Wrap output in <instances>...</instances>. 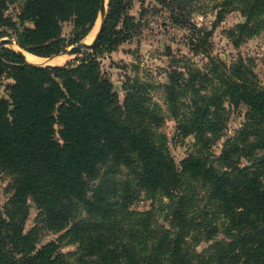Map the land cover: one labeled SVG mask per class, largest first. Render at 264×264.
Here are the masks:
<instances>
[{
  "label": "trees",
  "instance_id": "1",
  "mask_svg": "<svg viewBox=\"0 0 264 264\" xmlns=\"http://www.w3.org/2000/svg\"><path fill=\"white\" fill-rule=\"evenodd\" d=\"M130 1H109L101 41L79 63L38 66L13 48L0 49V170L13 176L12 198L0 213V264L203 263L205 257L189 244L202 227L192 212L197 188L204 189L214 209L200 219L207 223L209 239H215L212 264H264V89L249 78L253 71L243 61L205 93L196 86L201 74H191L185 83V73L173 71L167 99L177 119H188L181 127L197 142V153L178 164L159 132L164 118L147 85L134 82L121 104L98 59L130 37ZM101 4L0 0V38L10 29L24 51L59 56L89 36ZM232 5L245 13V31L264 29V0H226L218 22ZM13 6L19 7L15 16L9 13ZM66 23L74 26L69 40L63 35ZM5 79L13 80L7 97L1 92ZM186 91L194 100L181 115ZM226 98L234 107L246 105L248 112L216 157L212 146L224 137L229 120ZM143 193L169 200L170 228L157 226L152 210H133ZM30 201L39 216L25 232ZM220 219L226 238L216 240L213 223ZM43 225L65 232L39 248ZM61 238L78 249L64 253Z\"/></svg>",
  "mask_w": 264,
  "mask_h": 264
},
{
  "label": "rangeland",
  "instance_id": "2",
  "mask_svg": "<svg viewBox=\"0 0 264 264\" xmlns=\"http://www.w3.org/2000/svg\"><path fill=\"white\" fill-rule=\"evenodd\" d=\"M109 1L106 0L107 14ZM169 1V6H163L157 0L130 1L129 14L133 18L131 21L132 27L129 31L130 37L112 50L105 51L98 59L102 63L106 76L113 82L121 104H124L126 99V89L133 87L134 82H139L145 87L147 85L146 88L150 91L151 101L161 108L160 113L164 118L159 132L167 138L168 149L179 164L189 155L197 153V142L195 134L188 133L181 127L182 119L186 118L177 119L171 109V103L167 99L165 87L170 83V74L175 70L184 72V79L187 80H183L185 83L192 80L191 74H201L204 78L199 77L200 81L197 79L196 86L205 93L206 88H214L220 78L226 73H230L243 61L253 71L252 77L249 76V78L264 89V29L255 34L247 29L245 31L242 25L246 23L247 18L241 7L237 5H232L229 11L224 14L222 20L218 22L219 11L223 9V3L226 0ZM17 10H19V7L13 6L9 12L10 15L15 16ZM177 20H180V23H177ZM186 20H189L194 28L184 26ZM101 21L100 14L97 21L98 28L93 35L94 37H92L94 39L101 26ZM27 25L32 26L31 23H27ZM73 30L72 23L64 24V37L69 40L72 37ZM3 31V29H0V33ZM6 31L9 36L0 38V41L9 38L12 42L7 45L8 47L15 49L14 44H16L20 48L13 37L12 30L8 29ZM208 31L211 32V36L207 39L206 33ZM87 38L79 44L87 43ZM94 39H90V43ZM73 46L75 45L70 46V48ZM197 48L200 49L197 51ZM15 50L22 55L26 52L23 49ZM65 55L67 56V54ZM67 57L69 59L67 58L66 62L61 64H44L42 66L54 67L66 65L70 62L79 63L78 60L83 58L84 54L70 57L68 55ZM11 82L13 80L10 79L3 81L1 92L4 97H7L6 86ZM193 100L194 97H191L189 91L183 93L180 97V108L183 110L181 115L185 114V110L188 109ZM224 105L229 114V120L224 137L212 146V154L216 157L221 155L227 139H233L243 127L248 112L246 105L242 104L240 107H234L227 98ZM243 165H248V161H243ZM12 181L13 176L10 173L0 170V213L6 212L12 198ZM196 195V207L193 208L192 212L197 223H202V227L198 231L199 233L196 234V239H189V244L192 251L194 250L205 257L203 263L200 264H209V262L212 264L210 250L215 239H209V235L205 231L207 223L202 222L200 219L204 213L213 214L214 209L204 199V189L197 188ZM29 205L30 214L24 226L25 232L30 231L37 224L39 216V211L34 203L30 201ZM171 205L168 199L160 200L156 198V200H153L143 193L134 204L133 210H152L155 216V224L170 228ZM213 224L216 225L214 231H218L216 240L226 238L223 233V221L220 219ZM64 232L55 233L43 225L39 233L38 247L40 248L53 240H59ZM60 243L64 253L78 249L77 244L69 242L68 239H62Z\"/></svg>",
  "mask_w": 264,
  "mask_h": 264
},
{
  "label": "water",
  "instance_id": "3",
  "mask_svg": "<svg viewBox=\"0 0 264 264\" xmlns=\"http://www.w3.org/2000/svg\"><path fill=\"white\" fill-rule=\"evenodd\" d=\"M25 0H21V2L23 3ZM100 14L102 17V21H101V26L97 32V35L94 39V41L90 44L88 43H83V44H79V45H75L73 47H71L69 50H67L66 53L69 56H76V55H83L85 52H89V51H93L99 44V42L101 41V38L103 36V32L106 26V16H107V2L106 0H102V4H101V10H100ZM12 41L9 38H4L0 41V49L2 47H8L7 45H9ZM15 50V49H14ZM18 52V51H17ZM19 53V52H18ZM21 56H23L24 58H26L24 55H22L21 53H19ZM63 55V54H61ZM57 57V56H55ZM55 57H51L49 59H53ZM28 61V60H27ZM29 62V61H28ZM33 64V63H32ZM36 65V64H35ZM38 66H42V65H38ZM52 67V66H51Z\"/></svg>",
  "mask_w": 264,
  "mask_h": 264
},
{
  "label": "bare ground",
  "instance_id": "4",
  "mask_svg": "<svg viewBox=\"0 0 264 264\" xmlns=\"http://www.w3.org/2000/svg\"><path fill=\"white\" fill-rule=\"evenodd\" d=\"M98 28V24H97V27L95 26V28L93 29V31L90 33V35L88 36V38H87V43L89 44L90 43V39H94V38H92V37H94L93 35H94V33H95V31H96V29ZM15 46H14V48L15 49H19V50H21L20 48H18L17 47V45L16 44H14ZM25 52V51H24ZM25 57H26V59L27 60H29L30 61V63H33V64H36V65H44V64H61V63H63V62H66V59L68 58L65 54H63V55H59V56H57V57H55V58H53L52 60L51 59H49V58H43V57H38V56H35V55H33V54H30V53H28V52H25ZM70 57V56H69ZM69 59V58H68Z\"/></svg>",
  "mask_w": 264,
  "mask_h": 264
}]
</instances>
